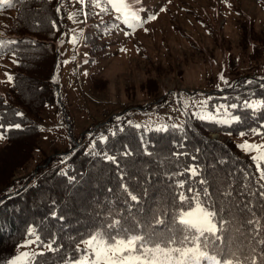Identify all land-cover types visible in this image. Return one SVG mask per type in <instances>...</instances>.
Returning <instances> with one entry per match:
<instances>
[{"label":"rangeland","instance_id":"obj_1","mask_svg":"<svg viewBox=\"0 0 264 264\" xmlns=\"http://www.w3.org/2000/svg\"><path fill=\"white\" fill-rule=\"evenodd\" d=\"M61 6L67 24L56 42L57 61L49 78L56 90L54 105H46L40 113L43 131L38 148L17 176L34 174L55 153L64 156L72 141L76 147L91 148L110 118L152 129L181 125L186 113L195 116V112L208 111L199 102H208L215 92L241 78L264 79V0H140L138 7L145 9L142 18L154 13L157 19L134 29L117 20L112 11L86 15L99 13L87 0L84 4L59 0L57 7ZM11 18L10 12L0 11V26ZM93 19L111 29L100 31L88 47L85 33L92 31ZM12 64L9 57L0 58V94L12 86L6 76L12 75ZM221 73L229 85L219 79ZM211 137L219 138L217 134ZM227 141L237 147L245 141L261 146L247 152L238 147L244 158L264 152L261 135ZM4 144L5 139L0 140V148ZM23 245L16 255L37 251L35 243Z\"/></svg>","mask_w":264,"mask_h":264},{"label":"trees","instance_id":"obj_2","mask_svg":"<svg viewBox=\"0 0 264 264\" xmlns=\"http://www.w3.org/2000/svg\"><path fill=\"white\" fill-rule=\"evenodd\" d=\"M66 1L68 0H60L62 4ZM58 2L59 0H27L25 4H17L13 8H4L1 11L10 12L12 18L0 26V33H3L6 39L19 41L20 43L11 47L19 48L21 51L17 57L20 60L19 64L13 63L11 54L0 57H9L13 63L14 77L11 88L0 94V113H6L5 124L20 122L24 130L7 132L5 144L0 148V191L7 188L0 193V264H6L12 259L18 248L29 239L25 235L26 225L33 223L41 225L45 238L52 232L59 233L62 251L52 253L47 248L43 249L47 253L46 259L54 264L62 256L73 254L75 240L84 235L90 229V225L97 222L98 217L102 218L108 213L116 214L117 217L120 214L125 217L132 215L124 205L115 166L90 156L92 147L87 148L84 145L76 147L72 141L70 149L64 156L60 157L55 153L45 167L43 166L47 159L36 167L34 174L26 177L17 176L32 161L38 148L40 113L46 105H54L52 103L56 90L49 82V78L57 61L56 42L67 24L62 6L60 12H56ZM53 21L56 28L52 27ZM91 25L92 31L85 33V44L88 47L94 45L95 36L111 29L107 23L94 19L91 20ZM104 26L105 29L101 30ZM33 41L35 43H32ZM246 80L249 79L241 78L231 87L215 92L207 102L208 111L216 113L219 105L228 106L232 103L240 105L248 97L249 90L255 91L254 99L264 97V88L259 86L264 83V79L253 78L252 80L258 83L248 86L244 84ZM220 111L222 113L224 109L221 108ZM230 111L240 115L241 121L223 124L200 120L197 116L186 113L181 124L184 126L183 132L170 130L167 133L148 131L142 126L136 129L133 123L129 125L128 120L124 118L118 123L110 118L109 124L103 125L98 131L109 136L107 144L98 143L97 147L98 149L107 147L109 151H122L123 145L131 147L134 155L122 158V163L127 168L126 182L137 192L142 188L148 189L140 206L141 210L152 206L154 197L159 204L161 197L166 198L172 192L171 183L166 176L174 169L165 157L173 151H187L198 155V162L202 166L207 165L220 176L232 173L236 184V195L233 199L243 202L247 199L246 196L239 195L246 191L240 186L243 170L251 169L257 176L258 183L264 181L259 180V171L252 160L241 157L237 145L227 140L238 138L241 132L255 135L247 134L250 128H259L260 135L264 137V115H253L243 108ZM16 112H22L23 117L15 116ZM57 112L59 113V110ZM118 127L123 131H119ZM111 131H116L117 134L112 136ZM70 133L72 134V130ZM215 134L219 136L218 139H212L211 135ZM184 136L186 140L181 139ZM99 137L94 141H98ZM174 142H183L184 149L175 148ZM145 149L151 155H145ZM196 149L200 150L199 153H196ZM62 159L64 163H61ZM182 160L191 162L187 158ZM261 165L264 169V163ZM101 172L102 175L97 177ZM134 176L139 177V181L133 179ZM228 178L232 179L231 176ZM109 188L113 191H107ZM252 190L255 191V188ZM160 206L166 211L172 210L167 205ZM52 213H56L57 217H63V220L54 218ZM158 218L166 220V215ZM82 244L79 245L81 248ZM35 247L37 251L41 250L36 244Z\"/></svg>","mask_w":264,"mask_h":264},{"label":"snow or ice","instance_id":"obj_3","mask_svg":"<svg viewBox=\"0 0 264 264\" xmlns=\"http://www.w3.org/2000/svg\"><path fill=\"white\" fill-rule=\"evenodd\" d=\"M26 2L27 0H0V11ZM79 2L84 4L85 0ZM88 4L93 9H99V13L91 12L86 15L112 11L116 14L117 20L133 29L147 21L157 19L154 13L148 15L146 19L142 18L145 9L138 7L140 0H88ZM56 12H60L59 7L56 8ZM74 15L76 13L70 14L68 19L71 20ZM52 27L56 28L54 21ZM76 40L77 37L73 36L72 42L75 43ZM18 43L20 42L16 39H6L4 34L0 33V57L11 54L13 63L19 64L20 60L17 57L21 50L11 47ZM6 76L7 82L14 84V77L7 73ZM219 79L225 85H229L223 73ZM53 82H56L55 77ZM256 83L258 81L252 79L244 81L246 86ZM259 86L264 88V83ZM255 96V91L249 90L248 97L240 105L236 103L228 106L219 105L215 114L198 111L193 115L200 120L223 124L230 121L239 122L242 119L230 109L243 108L253 115H264V97L254 99ZM199 104L203 109L208 107L206 100L200 101ZM221 108L224 109L222 113ZM5 115L6 113H0V140L5 139V134L9 131L24 130L20 122L5 124ZM23 115L22 112L15 113L17 117ZM218 116L223 118L217 119ZM119 119L120 117H117V120ZM128 123L131 125V121ZM134 127L140 129L141 125L137 124ZM40 130L43 131L42 128ZM118 130L123 131L119 127ZM147 130L161 133L170 130L183 132L184 126L163 124L155 129L148 126ZM116 134V131H111L112 136ZM247 134L260 135L259 128H250ZM239 135L243 137L246 133L241 132ZM108 139L109 136L101 133L99 140L92 142L89 155L115 166L124 205L132 215L125 217L120 214L117 217L116 214L108 213L102 218L98 217L97 222L90 225V229L75 240L73 254L62 256L54 264H264V183L257 182V176L251 169L242 172L243 180L240 186L246 191L239 195L246 196L247 199L240 202L233 199L236 195V184L232 173L220 176L207 165L202 166L198 162V155L187 151H173L165 157L174 169L166 176L171 183L172 192L166 198L161 197L159 204L154 197V204L141 210L140 206L148 189L142 188L137 192L128 184L127 168L122 163V158L133 156L134 152L129 145H123L122 151H109L107 147L98 149V143L106 145ZM181 139L186 140V136ZM174 146L178 149L185 147L183 142H174ZM238 147L247 152L258 150L261 146L245 141ZM199 151L196 149V153ZM145 155L151 153L145 149ZM182 158H187L191 162H184ZM251 160L259 171V180L264 181V169L260 163L264 161V152L253 155ZM61 163H64L63 159ZM100 175L102 172L98 173L97 177ZM230 176L232 179L228 178ZM72 179L75 180V177ZM133 179L139 181V177L134 176ZM107 191L112 192L113 189L109 188ZM160 205H167L172 210L166 211ZM52 215L63 220V217H57L56 213ZM162 215H166V220L158 218ZM25 235L29 239L24 247L35 243L41 250L15 255L6 264H53L46 259L47 253L43 249L47 248L52 253H59L63 249V245L59 243L61 239L59 233L52 232L45 238L41 225L35 223L26 225ZM81 243L86 247L81 248L79 246Z\"/></svg>","mask_w":264,"mask_h":264}]
</instances>
